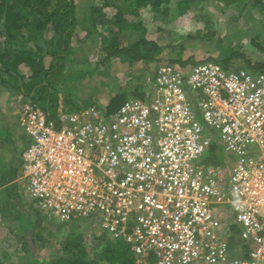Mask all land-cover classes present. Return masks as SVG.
Instances as JSON below:
<instances>
[{
  "label": "built area",
  "instance_id": "built-area-1",
  "mask_svg": "<svg viewBox=\"0 0 264 264\" xmlns=\"http://www.w3.org/2000/svg\"><path fill=\"white\" fill-rule=\"evenodd\" d=\"M147 84L154 95L109 116L93 106L60 111L54 124L23 106L22 173L38 211L62 223L97 221L140 262L264 264V74L165 64ZM212 133L236 159L226 188L221 170L202 163ZM224 204L242 250L216 215Z\"/></svg>",
  "mask_w": 264,
  "mask_h": 264
},
{
  "label": "trees",
  "instance_id": "trees-1",
  "mask_svg": "<svg viewBox=\"0 0 264 264\" xmlns=\"http://www.w3.org/2000/svg\"><path fill=\"white\" fill-rule=\"evenodd\" d=\"M87 1L82 10L78 0H0V87L36 104L54 124L58 122V94L64 88V79L80 81L85 75L76 78L72 74L97 71L99 66L113 59L150 68L167 62L181 71L212 62L227 71L264 74V0ZM218 8L222 10L217 12ZM230 8L240 9L249 16L248 23L252 27L241 30L245 38L239 33L217 36L219 17L215 15L225 14ZM189 13H194V20L201 29L171 41L169 25L182 21L187 25ZM145 20L156 25L154 32ZM100 27L107 28L108 32L100 45L102 62L94 69L84 70L80 66L86 58L76 61L70 57L75 55L78 43L100 38ZM246 38L243 43L239 40ZM156 73L150 74L155 77ZM105 95L103 92L98 101L105 99ZM127 101L124 93H118L106 105L91 103L85 108L100 106L109 116L117 113ZM74 110L79 112L80 109ZM212 152L210 158H216L217 154ZM204 160L212 166L209 156ZM29 225L33 227L29 222L22 228L25 230ZM233 228L238 229L234 225ZM99 238L104 245L91 260L82 245V235L78 234L64 242L60 256L53 261L32 259L31 264H155L153 257L138 261L131 247L122 240L104 235ZM28 245L27 241L22 244L23 251L28 252ZM0 264L4 263L0 261Z\"/></svg>",
  "mask_w": 264,
  "mask_h": 264
},
{
  "label": "rangeland",
  "instance_id": "rangeland-1",
  "mask_svg": "<svg viewBox=\"0 0 264 264\" xmlns=\"http://www.w3.org/2000/svg\"><path fill=\"white\" fill-rule=\"evenodd\" d=\"M82 10L85 9V5L89 3L87 0H78ZM83 4V5H81ZM214 6V4H210ZM217 7V6H216ZM221 8H218L217 12H219ZM222 10V9H221ZM254 14L257 15V11H254ZM216 17H219L217 20V36L220 38L224 35H234L235 33H239L245 38L244 31L248 30L252 27L250 23H248L249 16L242 13V10L237 8L227 9L225 14H216ZM260 17L259 15L257 16ZM146 21V20H145ZM187 25L183 21L181 24L172 23L169 25L170 34H172L173 41L180 40L182 37L186 35L187 32H194L197 29H201V25L194 20V13H189L186 18ZM147 24V21H146ZM149 27H151L152 32L155 30V24L148 23ZM179 25H182L181 27ZM184 27V28H183ZM183 28V29H182ZM101 34L100 38L95 39L94 41H90L89 43L85 41V43H78L76 47V51H74L75 55L71 56L70 59L83 60L84 64L80 67L82 69H94L97 67V64H101L102 58L100 55V45L103 38L108 33L107 28L104 27V30L98 28ZM104 31V32H103ZM168 31V32H169ZM50 37V35H47ZM241 43L245 42L246 39H239ZM238 42V41H237ZM49 60V59H48ZM131 67V65H130ZM119 64L113 59L111 62L106 63L105 66H99L97 71L86 70L84 72H77L76 74H72L76 76V78H80L82 75H85V78L77 81L76 79H64L63 83L64 88L60 89L64 91L65 99L71 100L69 102L71 108L75 109L78 106H82L79 104H84V106H90L91 103L95 101L98 102L101 93L109 88L111 85L114 90L117 89V94L122 93L121 89H119L120 84L122 85L123 81L119 78V76L115 77L118 72ZM65 75V74H63ZM70 76L72 78L73 76ZM66 77V76H64ZM115 77V83L113 79ZM63 78V76H62ZM80 82V85H79ZM67 86V87H65ZM6 90V91H5ZM7 89L4 88L0 92V99H4V96H7ZM124 93V92H123ZM4 95V96H3ZM67 95V96H66ZM16 102L18 103V96L16 94L11 95ZM127 96V93H125ZM130 95L127 96V100L132 99ZM22 100V99H21ZM28 100V99H27ZM21 106L28 103L22 100ZM3 109H5V102L2 100ZM12 104V102L10 103ZM9 104V105H10ZM32 104V103H30ZM9 107V106H8ZM20 110V109H19ZM18 110V114L21 113V110ZM15 130L19 133L16 137L17 142L22 145V147L26 146V142L29 140L27 135L24 134L23 129L20 127L19 122L15 121ZM15 137V136H14ZM219 141V140H218ZM217 141V149L218 156L220 157L222 163L219 166H222V169H225L223 164H227L229 168L233 166V156L226 153L223 149V146ZM211 149V148H210ZM208 149L207 152L203 155V160L206 157H210L212 155V151ZM226 161V162H225ZM22 165V160L20 161ZM213 164V163H212ZM214 165V164H213ZM215 167V165L213 166ZM24 183V180H23ZM7 211V209H5ZM7 219L0 218V261L4 264H31L32 259L38 260L41 262L49 263L53 261L56 257L60 256V249L63 247L64 242L68 238H75L78 234L82 235V245L86 248L88 252V257L91 259L95 258V252H99L102 246L104 245L102 241H100V236L104 235L105 237H111L109 233L102 232L99 230L100 224L97 221H92L90 219L84 221H76L70 223H62L58 221L56 218L49 214H44L39 211L35 213L31 218V224L26 227L25 232L21 231L18 223H6ZM23 230V229H22ZM24 231V230H23ZM31 235V237H30ZM28 245V252L23 251L22 244L26 242Z\"/></svg>",
  "mask_w": 264,
  "mask_h": 264
},
{
  "label": "crops",
  "instance_id": "crops-1",
  "mask_svg": "<svg viewBox=\"0 0 264 264\" xmlns=\"http://www.w3.org/2000/svg\"><path fill=\"white\" fill-rule=\"evenodd\" d=\"M150 23V21H147V24ZM170 34V33H169ZM170 40L173 41L172 34H170ZM88 43L89 40H86ZM85 43V42H84ZM83 43V44H84ZM76 46V44H74ZM119 64L118 72L116 73L115 77L119 76L121 81H123L122 85L120 84L119 89H121L122 93H127V96L130 95L133 97L132 99H145L148 95H154L155 90L148 87L147 79L152 77V74L156 73L157 68H160L161 66L165 65L167 62H163L160 65H157L153 67L154 65L150 67L146 66H132L130 67V64L127 62H123L121 59H115ZM115 77L113 79V82L115 83ZM4 90V86L0 87V92ZM6 91V90H5ZM117 89L114 90V88L109 85V88L106 89L104 92L105 99H102L98 102H94L99 105H106L108 100L115 96L117 94ZM103 92L101 94H103ZM7 96H4V102H5V109H3V102L0 99V218L2 216V219H7L6 223H18L21 231L24 233L25 230L22 228L23 226L27 225L29 222L31 223V218L34 216L35 213L38 211L37 207L35 206L34 202L32 201L31 197L27 193V183L26 180L23 178L22 173V165H21V153H23L24 149L30 144V139L28 137V141L25 143L26 146L22 147L23 143L20 145L19 142H17L16 137L19 134L15 130V121L17 120L20 125V113L18 114V110L21 108V102L22 100L25 102L31 103L30 100H27L26 98H23L18 93H13L12 91L6 92ZM13 94H16L19 98H17L18 103L15 99L11 96ZM64 91H60L58 94V107H57V113L60 111H63L64 113H77L73 112L75 111L73 108H71V105L64 96ZM126 96V97H127ZM22 99V100H21ZM101 99V97L99 98ZM131 100V99H129ZM21 101V102H20ZM12 102V104H10ZM10 104V105H9ZM25 105V104H24ZM23 105V106H24ZM31 105L36 106V104L32 103ZM82 105V104H79ZM9 106V107H8ZM39 108L38 106H36ZM100 107V106H99ZM85 106H78L79 111L85 110ZM102 108V107H100ZM19 110V111H20ZM42 110V109H41ZM21 127V126H20ZM24 133V132H23ZM25 134V133H24ZM15 136V137H14ZM217 136L212 133V144L210 146V150H213L215 152L216 158H210L209 160L211 163L215 165L214 168L221 170V183L220 185L224 188L228 186V176L230 174V168L227 166V164H223L225 169H222L221 165L222 161L218 157V145H217ZM219 142V141H218ZM219 142V146H220ZM224 149V148H223ZM233 165L235 164V157H233ZM206 162V163H205ZM221 162V163H220ZM226 162V161H225ZM204 165H209V163L205 160L202 161ZM212 164V166H214ZM24 180V183H23ZM7 209V211L5 210ZM216 215L220 219L222 223V228L225 231V233L228 235L227 238L230 240L231 248L233 250L241 249V230L237 229V231H234L233 225H235L234 221V214L231 209L230 205H220L216 208ZM25 224V225H24ZM24 231H23V230ZM239 230V231H238ZM242 250V249H241ZM241 256H244V251H240L239 253Z\"/></svg>",
  "mask_w": 264,
  "mask_h": 264
}]
</instances>
